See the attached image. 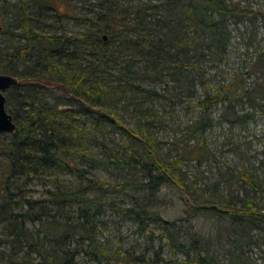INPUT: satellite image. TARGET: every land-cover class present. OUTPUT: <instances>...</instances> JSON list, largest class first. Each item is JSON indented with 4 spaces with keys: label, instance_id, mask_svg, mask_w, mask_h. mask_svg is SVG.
Returning <instances> with one entry per match:
<instances>
[{
    "label": "trees",
    "instance_id": "trees-1",
    "mask_svg": "<svg viewBox=\"0 0 264 264\" xmlns=\"http://www.w3.org/2000/svg\"><path fill=\"white\" fill-rule=\"evenodd\" d=\"M54 4L55 0H0V74L20 80L6 92L7 110L17 132L0 139V228L4 237L0 240V264H76L74 259L82 254L91 261L116 258L117 264H167L161 258L164 240L172 243V250L182 254L187 264H218L204 254L199 238L181 242L176 235L177 221L165 220L134 199L142 192L155 197L166 183L185 191L178 175L181 162L163 161L146 129L126 127L118 108L128 91L136 101L137 94H142V88L133 83L150 73L160 77L175 71L179 88L191 92L199 83L204 89L195 130L209 125L212 109L220 103L227 105L229 117L234 116L226 120L234 122L238 117L229 93L235 81L225 91L206 90L208 82L192 63V54L198 62L204 56L203 46L222 53L230 40L228 19L248 12L225 0H165L160 4L99 0L98 23L91 19V27L78 35L58 32L55 24H48L61 18ZM77 14L65 17L87 23ZM189 30L202 36L188 41L190 46L184 33ZM187 71L193 72L195 81L185 75ZM114 76L118 80L113 86ZM52 88L60 89L63 97L52 101ZM259 107L263 113L264 105ZM117 132L134 147L139 144V148L127 150L130 160L118 157L108 145L109 137ZM88 164L90 168H84ZM96 164L123 171L124 180L113 183L93 174ZM70 174L77 181L65 185L63 176ZM37 182L47 187L38 199L29 195V186ZM120 192L131 197L132 205L119 206L109 197ZM200 204L190 205L187 215L211 208L208 203ZM227 209L239 221L264 223V212L253 202L242 210ZM106 211L133 220L138 231L148 233L151 247L146 251L152 252V257L146 258L145 252L136 256L121 248L108 255L98 239ZM151 223L162 227L158 249L153 246ZM165 232L167 238L162 237Z\"/></svg>",
    "mask_w": 264,
    "mask_h": 264
},
{
    "label": "rangeland",
    "instance_id": "rangeland-1",
    "mask_svg": "<svg viewBox=\"0 0 264 264\" xmlns=\"http://www.w3.org/2000/svg\"><path fill=\"white\" fill-rule=\"evenodd\" d=\"M164 1L143 0L144 3L152 4ZM225 1L229 6L247 11L248 14L228 19L230 40L222 53L219 54L215 48L210 50L203 46L200 50L204 56L196 62L192 54V63L198 65L204 73L208 82L206 90L212 93L215 89L227 90L235 81L237 85H233L229 95L238 118L234 122L226 120L234 116L229 117L227 105L220 103L213 107L209 125L195 130L196 122L201 116L198 106L204 89L199 83L194 85L191 92L183 86L179 88L178 83H175L178 78L175 71H166L160 77L150 73L133 83L142 88L143 95L137 94L136 101L132 98L133 93L128 91L127 99L119 105L118 111L126 127L146 129L163 161L168 164L181 162L178 175L185 191L172 183H166L155 197L149 198L142 192L135 194L134 199L150 206L165 220L177 221L179 229L176 235L181 242L187 243L192 237L199 238L204 254L210 255L218 264H264V223L239 221L227 212L230 206L242 210L247 203L252 202L257 210L264 212V112H260L259 107L264 105V92L261 93L264 90V0ZM54 5L56 14L61 18L55 17L48 24H55L58 32L80 35L87 27H91V19L97 22L95 15L99 0H72L70 3L68 0H55ZM124 7H128L127 3ZM81 11L84 13L78 15ZM66 14H77L88 21L76 22L65 17ZM95 29L96 27L93 28ZM184 33L187 42L197 38L201 40L202 37L200 32L193 30ZM190 43L188 42L189 46ZM169 67L170 65L167 66ZM112 72L117 74L114 69ZM185 75L196 80L193 72L187 71ZM116 76L111 81L113 86L117 85ZM121 87L125 89L124 86ZM129 89L130 87L127 88ZM49 93L52 101L63 97V92L58 88H52ZM246 93L252 98L248 99ZM223 116L225 119H222ZM109 139L111 143L108 141V145L122 159H129L127 150L139 148V144L134 147L120 132ZM99 152L100 149L97 150ZM89 166L90 164L83 167L90 168ZM95 167L93 174L113 183L122 182L125 178V173L115 167L100 164ZM136 175L140 176V172ZM63 179L65 185L75 184L77 181L73 174L65 175ZM46 188L37 182V185L29 186V195L38 199L43 196ZM109 197L114 198L119 206L132 205L131 197L124 193ZM200 203H208L211 208H199L192 215H187L190 205L200 206ZM215 206H219L224 212L217 210ZM101 218L104 225L100 224L98 227V239L108 255L115 254L121 248L136 256L145 252L146 258L152 257V252L146 251L148 246L151 247L149 238L146 237L148 233L138 231L136 222L112 211H106ZM149 227L155 231L153 246L158 249L162 227L158 223H151ZM2 234L3 230L0 228V240L4 238ZM167 236V232L162 235L163 238ZM162 244L161 258L166 259L167 264H187L182 254L172 250L170 241L164 240ZM74 262L117 264V259L91 261L82 254Z\"/></svg>",
    "mask_w": 264,
    "mask_h": 264
},
{
    "label": "water",
    "instance_id": "water-1",
    "mask_svg": "<svg viewBox=\"0 0 264 264\" xmlns=\"http://www.w3.org/2000/svg\"><path fill=\"white\" fill-rule=\"evenodd\" d=\"M20 84V80L11 75L0 74V139L8 134L15 135L17 125L7 110L6 92Z\"/></svg>",
    "mask_w": 264,
    "mask_h": 264
}]
</instances>
